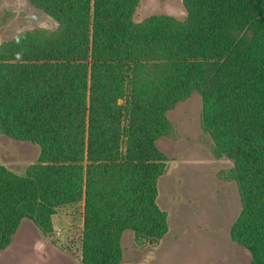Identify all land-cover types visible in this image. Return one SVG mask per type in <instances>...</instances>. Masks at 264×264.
Instances as JSON below:
<instances>
[{
	"label": "trees",
	"instance_id": "trees-1",
	"mask_svg": "<svg viewBox=\"0 0 264 264\" xmlns=\"http://www.w3.org/2000/svg\"><path fill=\"white\" fill-rule=\"evenodd\" d=\"M26 1L58 25L0 44V132L40 148L24 174L0 164V252L23 219L50 233L77 203L81 264H121L126 230L157 243V140L168 110L197 93L239 183L230 238L264 264V0H182L183 18L142 20L140 0Z\"/></svg>",
	"mask_w": 264,
	"mask_h": 264
},
{
	"label": "rangeland",
	"instance_id": "rangeland-1",
	"mask_svg": "<svg viewBox=\"0 0 264 264\" xmlns=\"http://www.w3.org/2000/svg\"><path fill=\"white\" fill-rule=\"evenodd\" d=\"M164 13L186 14L182 0H140L135 18ZM57 21L26 0H0V44L21 33L53 30ZM197 93L168 110V135L157 140L165 152L164 173L157 181L156 202L167 214V233L157 242L123 234L121 264H250L251 254L230 238L240 209L233 161L220 153L201 124ZM37 144L0 132V164L24 174L38 160ZM53 230L43 233L23 219L12 241L0 252V264H81L82 203L65 205L52 215Z\"/></svg>",
	"mask_w": 264,
	"mask_h": 264
}]
</instances>
